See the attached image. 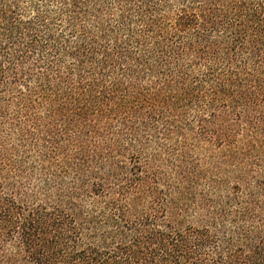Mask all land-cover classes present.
Here are the masks:
<instances>
[{"label": "trees", "instance_id": "16d2710c", "mask_svg": "<svg viewBox=\"0 0 264 264\" xmlns=\"http://www.w3.org/2000/svg\"><path fill=\"white\" fill-rule=\"evenodd\" d=\"M0 264H264V0H0Z\"/></svg>", "mask_w": 264, "mask_h": 264}]
</instances>
